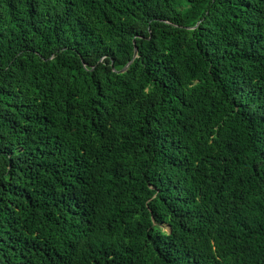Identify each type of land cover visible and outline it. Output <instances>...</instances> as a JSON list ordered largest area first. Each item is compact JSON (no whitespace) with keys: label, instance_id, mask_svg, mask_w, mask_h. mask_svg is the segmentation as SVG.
<instances>
[{"label":"trees","instance_id":"16d2710c","mask_svg":"<svg viewBox=\"0 0 264 264\" xmlns=\"http://www.w3.org/2000/svg\"><path fill=\"white\" fill-rule=\"evenodd\" d=\"M0 264H264V0H0Z\"/></svg>","mask_w":264,"mask_h":264},{"label":"water","instance_id":"95a60500","mask_svg":"<svg viewBox=\"0 0 264 264\" xmlns=\"http://www.w3.org/2000/svg\"><path fill=\"white\" fill-rule=\"evenodd\" d=\"M136 55H138V49H136ZM131 65V64H130ZM129 67V66H128ZM128 67L125 69V70H123L122 72H125L127 69H128Z\"/></svg>","mask_w":264,"mask_h":264},{"label":"rangeland","instance_id":"374dc122","mask_svg":"<svg viewBox=\"0 0 264 264\" xmlns=\"http://www.w3.org/2000/svg\"><path fill=\"white\" fill-rule=\"evenodd\" d=\"M166 230H168V227H165Z\"/></svg>","mask_w":264,"mask_h":264}]
</instances>
